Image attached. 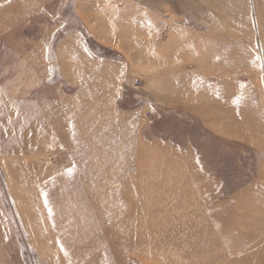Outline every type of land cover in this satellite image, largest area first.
<instances>
[{
    "label": "rangeland",
    "instance_id": "obj_1",
    "mask_svg": "<svg viewBox=\"0 0 264 264\" xmlns=\"http://www.w3.org/2000/svg\"><path fill=\"white\" fill-rule=\"evenodd\" d=\"M14 3L0 264H194L224 227L264 245V0Z\"/></svg>",
    "mask_w": 264,
    "mask_h": 264
},
{
    "label": "bare ground",
    "instance_id": "obj_2",
    "mask_svg": "<svg viewBox=\"0 0 264 264\" xmlns=\"http://www.w3.org/2000/svg\"><path fill=\"white\" fill-rule=\"evenodd\" d=\"M15 4L9 5V8H0V23L6 19L7 12H18ZM251 233L252 230H246L244 234L232 233L225 227L219 232H211L203 249L206 250L203 251L206 252L205 256L197 259L194 264H264V245H261L260 241L252 242L249 239ZM218 236H229L231 240L218 246L214 243V239ZM240 246H242L241 252L238 251ZM173 247L177 248V246ZM156 250L158 251V248ZM211 251H215V253L211 254Z\"/></svg>",
    "mask_w": 264,
    "mask_h": 264
}]
</instances>
